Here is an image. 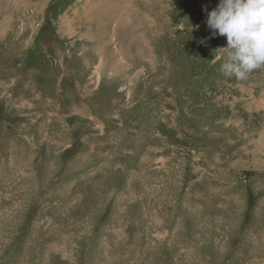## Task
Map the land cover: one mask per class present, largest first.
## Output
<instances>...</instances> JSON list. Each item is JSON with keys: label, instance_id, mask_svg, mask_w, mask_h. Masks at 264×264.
<instances>
[{"label": "rangeland", "instance_id": "374dc122", "mask_svg": "<svg viewBox=\"0 0 264 264\" xmlns=\"http://www.w3.org/2000/svg\"><path fill=\"white\" fill-rule=\"evenodd\" d=\"M218 3L0 0V264H264V68L220 72Z\"/></svg>", "mask_w": 264, "mask_h": 264}, {"label": "clouds", "instance_id": "9594fccd", "mask_svg": "<svg viewBox=\"0 0 264 264\" xmlns=\"http://www.w3.org/2000/svg\"><path fill=\"white\" fill-rule=\"evenodd\" d=\"M206 23L213 37H226L227 46L215 51L226 53L220 67L226 78L245 80L264 68V0H219Z\"/></svg>", "mask_w": 264, "mask_h": 264}]
</instances>
